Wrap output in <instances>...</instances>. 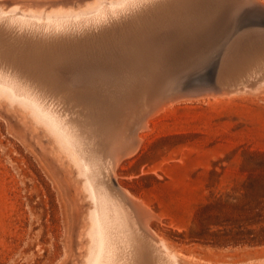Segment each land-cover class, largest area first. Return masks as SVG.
<instances>
[{"label":"rangeland","instance_id":"374dc122","mask_svg":"<svg viewBox=\"0 0 264 264\" xmlns=\"http://www.w3.org/2000/svg\"><path fill=\"white\" fill-rule=\"evenodd\" d=\"M2 1L7 5L22 1L24 8L66 2V8L79 11L93 0ZM241 6L249 4L244 1ZM261 14L223 40L219 52L230 48L233 38L252 30L264 33ZM214 17L211 13L191 27L168 62H177L191 47L204 44L218 22ZM215 54L210 79L219 69L220 57ZM195 59L190 58L188 66ZM162 70L154 67L151 72L157 75ZM256 74L264 75L263 64ZM200 81L196 77L185 82L179 98L161 112H150L152 98L144 92L140 105L146 108L131 111L127 128L102 121L99 116L105 111L97 101L55 107L85 123L83 139L93 151L94 166L113 158L118 182L142 202V207L138 204L146 215L136 218L143 232L163 237L184 262L264 264V88L227 96L194 92L191 85ZM143 118L145 126L140 123ZM134 132L142 143L123 146ZM79 183L43 132L0 104V264L82 263L89 202ZM149 214L155 215L153 219Z\"/></svg>","mask_w":264,"mask_h":264},{"label":"bare ground","instance_id":"6f19581e","mask_svg":"<svg viewBox=\"0 0 264 264\" xmlns=\"http://www.w3.org/2000/svg\"><path fill=\"white\" fill-rule=\"evenodd\" d=\"M1 1L0 104L40 129L75 172L89 202L81 264H193L184 262L163 237L140 229L136 216L146 212L118 182L113 158L94 166L93 151L83 139L85 123L55 106L97 101L105 111L99 116L102 121L127 128L131 111L144 105L146 91L152 112L174 104L183 84L196 77L202 81L191 85L194 92L226 95L264 88V75L256 74L264 65V33L252 30L233 38L231 47L219 52L222 41L239 32L244 21L258 13L264 16V1L214 0L215 6H210L213 0H93L79 11L66 8V2L24 8L22 1L8 0L9 5ZM244 1L249 6H241ZM209 13L219 14L218 22L204 44L191 47L177 62H168L191 27ZM214 54L220 57L219 69L210 79ZM192 57L196 59L188 66ZM154 67L163 72L153 75ZM131 138L123 146L131 142L139 146L142 137L134 132ZM152 214L147 216L153 219Z\"/></svg>","mask_w":264,"mask_h":264}]
</instances>
